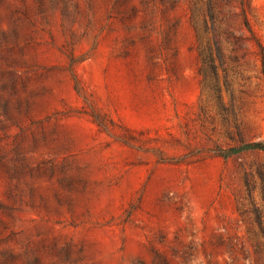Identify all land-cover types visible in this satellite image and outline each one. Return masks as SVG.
<instances>
[{"label": "rangeland", "instance_id": "1", "mask_svg": "<svg viewBox=\"0 0 264 264\" xmlns=\"http://www.w3.org/2000/svg\"><path fill=\"white\" fill-rule=\"evenodd\" d=\"M264 0H0V264H264Z\"/></svg>", "mask_w": 264, "mask_h": 264}, {"label": "trees", "instance_id": "2", "mask_svg": "<svg viewBox=\"0 0 264 264\" xmlns=\"http://www.w3.org/2000/svg\"><path fill=\"white\" fill-rule=\"evenodd\" d=\"M262 65L264 66V52L261 54ZM241 150H264V141H251L241 144L238 147L229 148L227 153H236Z\"/></svg>", "mask_w": 264, "mask_h": 264}]
</instances>
